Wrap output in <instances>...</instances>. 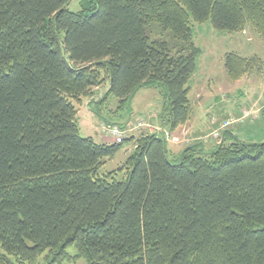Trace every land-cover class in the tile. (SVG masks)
Here are the masks:
<instances>
[{
  "label": "trees",
  "instance_id": "obj_1",
  "mask_svg": "<svg viewBox=\"0 0 264 264\" xmlns=\"http://www.w3.org/2000/svg\"><path fill=\"white\" fill-rule=\"evenodd\" d=\"M70 1L0 0V264H60L70 248L85 264H264V142H96L75 106L105 80L121 108L162 86L158 123L175 131L193 113V23L249 26L264 43V0ZM155 24L172 41L151 39ZM262 67L225 56L233 81ZM123 144V164L101 172Z\"/></svg>",
  "mask_w": 264,
  "mask_h": 264
},
{
  "label": "rangeland",
  "instance_id": "obj_2",
  "mask_svg": "<svg viewBox=\"0 0 264 264\" xmlns=\"http://www.w3.org/2000/svg\"><path fill=\"white\" fill-rule=\"evenodd\" d=\"M86 2L87 0H71L67 9L78 12ZM192 34L199 53L195 59V72L187 82L190 88L189 99L193 107L189 121L196 131L203 134L190 142L182 139L174 144L167 142L168 148L177 151L188 143L200 141L204 149H212L229 132L245 142H264L263 41L249 26H245L240 31H224L215 29L210 21L193 23ZM149 36L151 39L163 38L172 41L171 33L162 30L156 24L151 27ZM230 52L243 57H260L263 60L262 70L244 75L237 81L230 80L225 68V56ZM108 89L109 82L105 80L94 89L96 97H87L81 104H75L81 137H91L94 141L101 142L102 137L105 136L115 142V137L109 132L111 128L118 127L123 131L124 137H129L132 133L137 135L149 132L144 126V128L136 127V123L143 121V117L149 114L153 115L150 116L152 123L157 125L153 132H161L163 127L161 125L158 127L157 121L153 118L156 117L155 113L162 111L165 100L162 86L139 88L131 102L122 108L117 98L107 94ZM99 97L101 99L106 97V99L101 103L93 101ZM144 121L148 122L149 119ZM208 121L213 126L207 127L205 123ZM226 121H229V124L220 131L219 137L212 135L215 130H220V125ZM110 123L113 124L109 125ZM165 129L168 131V128ZM208 130L209 132L205 133ZM176 136H179V133H176ZM128 146L123 144L117 153L106 157L101 172H110L121 166L125 161L124 153ZM129 149L131 150L132 146H129ZM122 177V174L117 175L118 179ZM68 253L71 258L60 264H85L82 258L75 256L77 254L75 248H70ZM47 263L46 253H44L33 264Z\"/></svg>",
  "mask_w": 264,
  "mask_h": 264
},
{
  "label": "crops",
  "instance_id": "obj_3",
  "mask_svg": "<svg viewBox=\"0 0 264 264\" xmlns=\"http://www.w3.org/2000/svg\"><path fill=\"white\" fill-rule=\"evenodd\" d=\"M107 82H109L108 80H107ZM95 93V92H94ZM95 95L93 94V96H92V98L94 97ZM96 97V96H95ZM100 97L98 98V99H95V100H93V101H96L97 103H99V101H100ZM92 100V99H91ZM101 103V102H100ZM156 114V117H154L153 119H155V121H157V124H158V127L160 126L159 125V123H158V114H159V112L158 113H155ZM150 116H153L152 114H149V115H147L146 117H143V126L145 127V128H147V130L149 131V132H153V130H154V127L155 126H157V125H155V123H152V120H150L151 118H150ZM147 117H149V118H147ZM145 119H149V121L148 122H145L144 120ZM190 120V119H189ZM187 121L183 126H181V127H179L178 129H176L175 131H170L169 129H168V131H166V129L163 127L162 129H161V132H159L158 131V133H160V134H162L163 135V137L166 139V141L167 142H170V143H172V144H174V142H177L178 140L179 141H181V139L182 140H185V141H188V142H190V141H192V140H195V139H197L198 138V136H200L201 134H203V133H200V132H198V130L196 131L195 130V128H194V125H192L191 124V121ZM111 124H113V123H110L109 125H111ZM205 125H208L207 127H209V126H213V125H211V123H210V121H208V123L206 122L205 123ZM142 126V127H143ZM143 127V128H144ZM153 129V130H152ZM210 130V129H209ZM209 130L208 131H206L205 133H208L209 132ZM212 130V129H211ZM165 132V133H164ZM176 133L178 134L179 133V136H176ZM204 133V134H205ZM230 133V132H229ZM229 133H225L226 134V137H228L229 136ZM136 133H132V135H135ZM233 134V133H232ZM231 134V135H232ZM109 138V137H108ZM107 137H102V141L101 142H103V143H111L112 141H110L109 139H108ZM176 138V139H175ZM174 139L176 140V141H174ZM187 142V143H188ZM200 142V141H199ZM189 144V143H188ZM130 146V145H129ZM129 146L127 147V149H126V151H125V153H124V155L125 156H127V154H129V152L131 151L130 149H129ZM213 148V147H212ZM172 150V149H171ZM173 152H174V154H176L179 150H177V151H174V150H172Z\"/></svg>",
  "mask_w": 264,
  "mask_h": 264
},
{
  "label": "built area",
  "instance_id": "obj_4",
  "mask_svg": "<svg viewBox=\"0 0 264 264\" xmlns=\"http://www.w3.org/2000/svg\"><path fill=\"white\" fill-rule=\"evenodd\" d=\"M228 124H229V121L223 122L220 125V130L219 129L215 130L214 134H212V135H214L215 137H219L220 131L225 129V127ZM142 126H143V121H139L138 123H136L137 128H141ZM109 132L115 137V143H122V141L124 139L123 131L119 130V128L116 127V128H111L109 130Z\"/></svg>",
  "mask_w": 264,
  "mask_h": 264
}]
</instances>
